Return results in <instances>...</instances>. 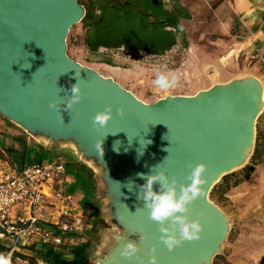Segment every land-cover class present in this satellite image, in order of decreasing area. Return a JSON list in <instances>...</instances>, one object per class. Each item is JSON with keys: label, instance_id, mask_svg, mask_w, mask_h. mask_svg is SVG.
<instances>
[{"label": "water", "instance_id": "1", "mask_svg": "<svg viewBox=\"0 0 264 264\" xmlns=\"http://www.w3.org/2000/svg\"><path fill=\"white\" fill-rule=\"evenodd\" d=\"M85 15L79 0H0V116L25 133L28 147L65 154L92 173L99 218L108 225L100 244L87 251L92 264H151L153 254L158 264H214L224 253L232 220L211 193L254 154L264 113L263 82L238 75L193 95L147 103L70 57L68 36ZM78 79L82 100L65 111V95ZM53 100L60 103L58 110L49 107ZM109 105L112 119L93 128L94 115ZM121 107L123 117L117 114ZM161 162V169L181 183L191 171L189 163L207 165L205 195L189 213L201 220L202 238L171 252L137 199L145 183L137 174H148ZM128 241L139 247L131 260L120 255Z\"/></svg>", "mask_w": 264, "mask_h": 264}, {"label": "rangeland", "instance_id": "2", "mask_svg": "<svg viewBox=\"0 0 264 264\" xmlns=\"http://www.w3.org/2000/svg\"><path fill=\"white\" fill-rule=\"evenodd\" d=\"M199 15L198 17L196 16L195 20L205 18L208 23H211L215 19L214 7H212V9L209 8L208 12H202ZM195 20H193V22H187L189 26H187L188 28L186 27L187 46L185 47L183 44L184 42L179 41V44L172 50L161 56L150 55L143 51H128L124 48L113 50L102 48L97 54H92L82 40L76 39L77 35L83 34L80 23L71 29L68 36V54L72 59L85 66L96 69L102 75L114 78L123 87L132 91L147 103H153L167 95H193L199 90L206 89L215 83L227 82L238 75H253L261 79L264 85L263 69L253 71L252 65H243L242 63L241 66H225L221 63L209 66L211 65L209 63L208 67L206 66L208 63H206L204 56L196 55L192 49L190 51L192 44L194 41H197V38H199L198 36H200L199 34H201L198 33V29L194 26ZM205 28L204 26L201 30H205ZM200 37H202V34ZM215 61H217V59ZM160 74L167 75L169 79H175V86L169 87L167 90L156 87L153 82ZM263 116L264 113L258 120L257 129L258 127L260 128ZM46 156L49 157L50 155L47 154ZM249 163L247 165H249ZM9 164L11 165V163ZM263 165L264 159L261 163L255 165L251 176L243 184L214 201L232 220V230L224 246V253L215 258L217 264H250V257L256 248V239H258L256 237L261 233L252 228L258 221L254 215L243 217L239 215L241 213V208L254 210L256 207L254 195H252V199L241 205L233 201L230 195L235 191L241 192V190H251L254 194L256 192V183H254V179L259 174V170ZM2 168L4 167L2 163H0V169ZM241 170L242 169L238 171ZM94 200L96 201L95 207L98 211L97 205L99 200L96 197ZM89 216L93 221L96 219L95 223L98 224L94 236L90 237L92 241L90 248H93L100 244L101 234L103 232L102 229L108 225L104 220L94 216L92 212ZM23 250L24 249L19 251ZM25 252L37 256L36 253L31 251ZM251 260L253 261V259Z\"/></svg>", "mask_w": 264, "mask_h": 264}, {"label": "trees", "instance_id": "3", "mask_svg": "<svg viewBox=\"0 0 264 264\" xmlns=\"http://www.w3.org/2000/svg\"><path fill=\"white\" fill-rule=\"evenodd\" d=\"M86 8V15L81 21L83 34L77 35V40H82L92 54H97L100 49H120L128 51H143L150 55L161 56L172 50L179 41L187 46V29L185 22L192 21L191 8L182 0H79ZM21 149H5L7 155L0 149V159L14 164L22 159L25 163L26 152L29 147L26 141L19 140ZM264 159V135L258 127L257 141L254 154L249 165L238 172L223 177L211 193L213 201L230 193L234 188L243 184L252 174L255 165ZM69 168L75 172L78 180L86 187L87 198L84 207L99 219L96 210L95 184L90 170L70 158ZM244 175H243V174ZM96 226V227H95ZM98 224L90 233L94 236ZM92 241L78 246L72 250H48L44 255L55 264H92L87 257V251ZM38 254L33 248H28ZM0 253L11 255V264L17 259L35 264L36 256L22 251H12L0 242ZM66 254H70L69 257ZM214 264H217L215 261Z\"/></svg>", "mask_w": 264, "mask_h": 264}, {"label": "built area", "instance_id": "4", "mask_svg": "<svg viewBox=\"0 0 264 264\" xmlns=\"http://www.w3.org/2000/svg\"><path fill=\"white\" fill-rule=\"evenodd\" d=\"M69 161L57 154L0 169V242L12 251L35 249V264H55L45 257L48 250L86 244L94 228L85 201L72 190L80 181Z\"/></svg>", "mask_w": 264, "mask_h": 264}, {"label": "crops", "instance_id": "5", "mask_svg": "<svg viewBox=\"0 0 264 264\" xmlns=\"http://www.w3.org/2000/svg\"><path fill=\"white\" fill-rule=\"evenodd\" d=\"M182 1L191 8L193 20L196 19V16H200L199 14L202 12H208L209 8L212 9L214 7L215 19L211 23H208L205 18L195 20L194 26L198 29V33L202 34V37L199 34L197 41L192 44L194 49L190 48V50H194L196 55L205 57L206 63H208L206 66L209 63L211 64L209 66L219 63L225 66H241L242 63L243 65H252L253 71L264 70V0ZM187 22L185 23L186 27L188 26ZM204 26L206 27L205 30H201ZM216 59L217 61H215ZM260 130L264 135V116L261 120ZM21 138L26 141L25 133L0 116V149L6 155L5 149L7 148L20 150L19 140ZM47 154L53 157L62 153L46 150L40 146L29 147V151L26 152L25 163L22 162V159H18L11 165L21 166L47 157ZM0 163H2L3 167H7L10 162L0 159ZM254 183H256V192L254 194L251 190H241V192L235 191L232 193L230 198L241 205L252 199V195H254L256 204L254 210L241 208L239 216L254 215L256 220H258L252 228L261 234L256 237L258 238L256 239V248L250 257L253 261L250 259L249 263L264 264V165L260 168ZM72 190L78 194L82 202L86 201L87 190L81 182L74 186ZM25 251L23 250L22 252ZM14 264L30 263L17 259Z\"/></svg>", "mask_w": 264, "mask_h": 264}, {"label": "clouds", "instance_id": "6", "mask_svg": "<svg viewBox=\"0 0 264 264\" xmlns=\"http://www.w3.org/2000/svg\"><path fill=\"white\" fill-rule=\"evenodd\" d=\"M153 83L156 87L167 90L169 87L175 86V79H169L167 75L160 74ZM70 93L71 95H65L67 100V103L64 104L65 111L82 100L79 79L76 84L71 85ZM59 106L58 101H49L51 109L58 110ZM117 114L123 117L125 115L124 108L117 109ZM112 117L113 111L109 105L94 115L92 127L104 128ZM164 151L168 152V148ZM167 158L168 156L164 160ZM162 163L152 166L148 174H137L140 179L145 181L139 186L137 199L143 201V209L147 211L149 220L158 226L161 234L160 241L171 252L182 246L185 241H198L202 238L204 226L201 220L191 218L189 213L191 211L190 206L205 195L203 186L207 182L205 175L207 165L201 162L193 167L189 163L188 168L191 171L184 178L186 183H181L175 175L170 177L166 171L161 169ZM128 184H132V182L129 181ZM152 251L155 253L156 249L153 248ZM138 252V243L128 241L121 248L120 255L131 260L137 257ZM150 261L151 264H158L157 256L153 254ZM0 264H11V255L0 253Z\"/></svg>", "mask_w": 264, "mask_h": 264}, {"label": "flooded vegetation", "instance_id": "7", "mask_svg": "<svg viewBox=\"0 0 264 264\" xmlns=\"http://www.w3.org/2000/svg\"><path fill=\"white\" fill-rule=\"evenodd\" d=\"M91 213V212H90ZM95 221H96V219H94V224H95Z\"/></svg>", "mask_w": 264, "mask_h": 264}]
</instances>
